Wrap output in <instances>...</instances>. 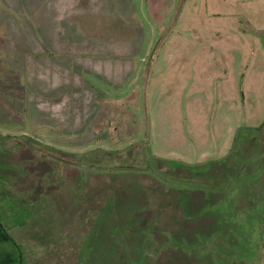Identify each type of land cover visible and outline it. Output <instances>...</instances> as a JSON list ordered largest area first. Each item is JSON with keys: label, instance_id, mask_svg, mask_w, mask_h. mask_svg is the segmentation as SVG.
Returning a JSON list of instances; mask_svg holds the SVG:
<instances>
[{"label": "rangeland", "instance_id": "374dc122", "mask_svg": "<svg viewBox=\"0 0 264 264\" xmlns=\"http://www.w3.org/2000/svg\"><path fill=\"white\" fill-rule=\"evenodd\" d=\"M256 2L0 0V218L23 264H264ZM154 219L179 233L142 250Z\"/></svg>", "mask_w": 264, "mask_h": 264}, {"label": "trees", "instance_id": "16d2710c", "mask_svg": "<svg viewBox=\"0 0 264 264\" xmlns=\"http://www.w3.org/2000/svg\"><path fill=\"white\" fill-rule=\"evenodd\" d=\"M229 157V156H228ZM112 158H109V162H111ZM170 165L177 167V166H183L185 167V169L189 170L191 173L193 174H198V175H207L210 174V172L208 170H205L203 165L204 164H195V165H191V164H185V163H177L176 161H170ZM214 165V164H213ZM213 165H210V167H212ZM117 167V166H116ZM114 167V168H116ZM165 177V185H168L169 187H173L174 185H180L177 187V189H179L181 192L186 190H191V189H215V187H212L211 185H207V183L203 184L200 181H197L195 179H193V176H187L185 178H177V179H173L172 176L167 173L163 174ZM136 180V178H134ZM174 180V182H173ZM137 181V180H136ZM103 194V192L101 193ZM171 198L174 199V201H177V195H171ZM180 199V198H179ZM183 204V201L181 202ZM180 204V202H179ZM181 205V204H180ZM184 209V207H183ZM183 209H178V211H176L175 213L173 212V214H171L170 220L171 224H174L175 220H179L180 221V216H181V220H185L187 219V214L185 215L186 212L183 213ZM185 211V209H184ZM152 212V211H151ZM151 215V214H150ZM154 215V213H153ZM173 215V216H172ZM182 216H184V219H182ZM1 217V215H0ZM155 218V217H154ZM146 220V219H145ZM147 223V222H146ZM157 225V220L154 219L153 222H150V225L148 224L147 226H149V228L145 229V231H143V234H141L140 236V242H142V250H146L148 246H152V244L154 242H164L163 246H167L168 243L165 242H169L170 241V235H176L177 233H179L178 229H175V231H173L171 229L170 226V230H163L159 227L156 226ZM170 233V234H169ZM164 235V236H163ZM167 237L165 240L162 237ZM162 239V240H160ZM172 242L169 243V245H171ZM157 248H159V246L156 245ZM161 249V248H160ZM163 249V248H162ZM23 257H24V250H23V246L18 243L9 233L8 231V224H5L4 221L0 218V264H23Z\"/></svg>", "mask_w": 264, "mask_h": 264}, {"label": "crops", "instance_id": "0c3cea01", "mask_svg": "<svg viewBox=\"0 0 264 264\" xmlns=\"http://www.w3.org/2000/svg\"><path fill=\"white\" fill-rule=\"evenodd\" d=\"M219 1H221V0H219ZM256 5H258L257 15L264 16V0H257ZM256 5H254V6H256ZM242 6L243 7L246 6L245 10H247V11H250V9L253 8V7H250L248 3H242ZM236 7H237V5H236ZM238 8H239V12H241L242 8L241 7H238ZM235 12L236 13H234V11H231V12L227 13L226 15L231 17L232 19L236 18L237 16L239 17L238 11L235 10ZM212 14L214 15V17H216V15H219L220 13L215 11ZM93 67H94V69H92V71L94 70L96 72V75H98L99 73H103L106 75V79L111 78V76L114 74L112 69H110V67H108V66L95 65Z\"/></svg>", "mask_w": 264, "mask_h": 264}]
</instances>
